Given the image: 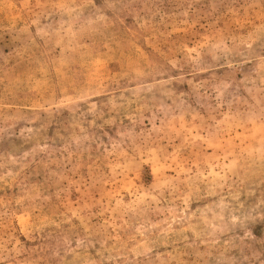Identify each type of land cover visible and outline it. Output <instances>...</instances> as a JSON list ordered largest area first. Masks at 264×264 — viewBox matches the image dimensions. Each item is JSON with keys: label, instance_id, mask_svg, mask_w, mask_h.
I'll return each mask as SVG.
<instances>
[{"label": "rangeland", "instance_id": "obj_1", "mask_svg": "<svg viewBox=\"0 0 264 264\" xmlns=\"http://www.w3.org/2000/svg\"><path fill=\"white\" fill-rule=\"evenodd\" d=\"M0 264H264V0H0Z\"/></svg>", "mask_w": 264, "mask_h": 264}]
</instances>
